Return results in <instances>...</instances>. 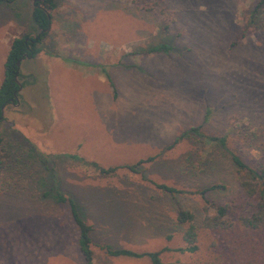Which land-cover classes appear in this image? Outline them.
<instances>
[{
	"label": "rangeland",
	"instance_id": "obj_1",
	"mask_svg": "<svg viewBox=\"0 0 264 264\" xmlns=\"http://www.w3.org/2000/svg\"><path fill=\"white\" fill-rule=\"evenodd\" d=\"M54 1V24L68 21L67 30L48 33L44 52L77 63L78 72L60 61L46 80L42 61L19 65L37 85L24 92L30 110L7 106L0 127V264H85L57 192L75 201L90 226L94 264H150L109 257L103 246L166 247L160 264H262L259 234L226 239L202 230L200 198L164 194L148 181L183 190L223 186L207 197L229 207L230 220L252 212L256 201L239 187L249 175L231 155L264 168V0ZM7 6L0 27L20 18L17 4ZM157 45L171 52L142 53ZM212 137L225 138V147ZM72 155L102 168L156 158L143 165V177L126 169L104 177ZM180 209L195 216L194 254L174 251L184 247L187 227L175 221Z\"/></svg>",
	"mask_w": 264,
	"mask_h": 264
},
{
	"label": "trees",
	"instance_id": "obj_2",
	"mask_svg": "<svg viewBox=\"0 0 264 264\" xmlns=\"http://www.w3.org/2000/svg\"><path fill=\"white\" fill-rule=\"evenodd\" d=\"M16 0H0V4H10ZM33 11H32V22L36 27V32L33 35H24L21 38L14 39L10 45L8 55L4 63L3 80L0 85V127L4 121V110L7 106H17L19 104L18 98L19 93L24 86L23 82H20V73L18 62L24 59L35 58L42 49V43L48 35L51 26V12L56 9V3L54 0H32ZM263 6V2L258 5L255 11ZM171 49L166 45H157L149 47L143 50L145 54H160L169 53ZM105 79L109 83L112 89L113 98L116 97V91L109 75L102 72ZM207 117V116H206ZM193 135H199L198 128H192ZM189 132H185L180 136L179 139L188 137ZM179 139L175 140L169 147L179 143ZM209 142L217 143L221 147H225V138H207ZM3 139L0 135V177L3 172V158L2 148ZM70 158L79 161L85 165L92 167L101 176L111 177L118 170L126 169L133 174H140L142 176V168L146 163L152 162L156 157H148L146 159H140L133 165H124L110 168H102L96 162H85L82 158L72 155ZM234 165L239 171H245L249 175L248 179H243L239 183L241 193L246 200L256 201L255 204H251L250 207L253 209L252 212L245 215H240L234 222L228 218L227 206H222L212 202L208 199L207 195L209 192L222 189L223 186L212 185L202 190H183L176 187H172L166 184H158L152 181H148L156 190L161 193L168 194L171 196L176 195H188L195 196L202 200V212L203 218L201 220V228L207 232L213 233L214 235H225L226 239L234 234H246L248 232H254L262 238V264H264V168L257 167L251 168L247 166L239 157L231 155ZM143 177V176H142ZM56 202L58 204H67L73 223L75 224L78 231L77 246L83 257L85 264L93 263V253L90 249L91 238H90V226H88L82 219L75 201L70 198H66L62 193H56ZM175 221L179 225H186V229L183 232L182 248H178L174 251L179 253H191L194 254L198 251V233L195 226V216L187 210L180 209L175 217ZM244 232V233H242ZM101 249L109 257H123L130 259H142L147 258L150 264H160V255L164 252L171 251L164 247L163 249L156 252H134L127 249H113L110 246H103Z\"/></svg>",
	"mask_w": 264,
	"mask_h": 264
},
{
	"label": "crops",
	"instance_id": "obj_3",
	"mask_svg": "<svg viewBox=\"0 0 264 264\" xmlns=\"http://www.w3.org/2000/svg\"><path fill=\"white\" fill-rule=\"evenodd\" d=\"M19 1H22V2H19ZM12 4H17L19 6L20 18H19V20H16L14 18L13 19L12 18H10V19L6 18L4 21L1 22L2 26L0 28H6V31L2 34L3 36L0 37V46L2 47V52L0 54V85H1L2 80H3L4 63H5L6 57L8 55L12 41L14 39L21 38L24 35H32V34H34L33 32H36V27L34 26L32 19H31L32 11H33V1L32 0H16L13 3L5 4L6 6H4V4H0V15H2V14L9 15L11 8H9L7 5L11 6ZM2 6H4V7H2ZM53 12H54V10L51 12V26H50V31L48 33L51 34L53 32V30H55V29H63L64 28V30L65 29L67 30L66 23L68 24V21H62L61 22V23H63L62 27L61 26H55ZM63 18H66V17H63ZM30 31H32V34H29ZM43 45L44 44H42L41 52L35 58L38 59V61H42L43 65L45 67L47 66V70L42 72L45 79L47 80L49 77V74L51 72H54V69L56 70L59 68L61 60L59 59V56L57 54L56 55L55 54L53 55V53L45 54ZM35 58H33V59H35ZM24 60H30V59H24ZM24 60H22L20 62V67H21L22 62ZM61 62H62V65L66 64L63 61H61ZM66 65H68L67 69H65V68L63 69L62 66L60 69L61 70L63 69L64 71H69V72H75V73L78 72V64L77 63L75 64V62H71V64H66ZM32 74L33 73L31 71L30 72L26 71L24 73V75H20V82H23L24 86L22 87V89L19 93L20 102L17 105L16 109L17 108L26 109V111L30 110L29 106H28V102L24 98V92L26 90H31L32 88H34L37 85L34 82V78L32 77ZM26 80H27V82H26ZM46 86L49 89L48 82H47ZM48 89H47V92L44 94H45V96L49 97Z\"/></svg>",
	"mask_w": 264,
	"mask_h": 264
},
{
	"label": "water",
	"instance_id": "obj_4",
	"mask_svg": "<svg viewBox=\"0 0 264 264\" xmlns=\"http://www.w3.org/2000/svg\"><path fill=\"white\" fill-rule=\"evenodd\" d=\"M17 65L19 66L20 65V62H18Z\"/></svg>",
	"mask_w": 264,
	"mask_h": 264
}]
</instances>
